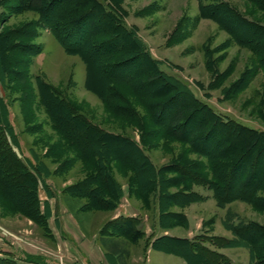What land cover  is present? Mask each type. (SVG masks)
I'll return each instance as SVG.
<instances>
[{
    "label": "rangeland",
    "instance_id": "1",
    "mask_svg": "<svg viewBox=\"0 0 264 264\" xmlns=\"http://www.w3.org/2000/svg\"><path fill=\"white\" fill-rule=\"evenodd\" d=\"M63 1L71 5L76 0ZM217 2L226 3L248 20L264 25V3L255 0H206L205 3ZM18 3L19 0H0V34L24 31L28 35L20 39L13 38L14 44L38 46L41 53L26 56L30 60L26 76L34 89L31 100L23 103L25 91L21 78L24 76L16 73L22 72L18 66L12 70L15 73L7 75L0 86L9 108L8 120L13 126V139L16 141L14 145L5 132L3 139L8 141L2 148L12 150L23 162L26 171L37 176L36 194L41 215L33 219L23 213L14 200L4 194L0 185V260L15 264H91L80 247L90 251L95 258L100 257L96 256L99 250L94 248L96 239L116 235V225L112 222L115 220L114 215L121 210L136 214V217L131 218L139 221L138 228L145 235L136 242L121 241L128 252L124 261L119 256L115 258L109 253H99L105 264H139L142 256L143 260L146 259L144 251L155 249L154 242L163 231L159 229L162 213L154 200L152 183L145 180L142 190L138 191V179L131 178L134 177V168L130 165L140 164L138 156L130 148H121L114 143H111L112 148L104 147L102 152L108 156L107 163L120 186L122 197L113 209L89 210L90 199L83 195V190L85 186L91 185L90 181H86L95 167L89 161L84 162L78 156L82 151L67 145L56 130L41 101L35 78L40 76L54 86L61 97L73 104L92 124L105 131L133 138L140 144L143 137L145 154L157 167H166L173 162L188 166L191 161L209 165L208 159L192 151L188 144L167 138L169 117L183 103V98L175 100L165 110L159 125L141 100L130 94L128 97L142 120L140 126L127 123L108 110L94 91L102 86L98 69L93 73L94 81L87 85V67L82 58L66 53L39 12L16 13ZM122 7L126 12V25L136 31L145 43L148 54L159 62L164 73L187 84L200 102L208 105L223 119L264 130V52L261 54L239 44L217 21L201 18L199 0H123ZM230 23L244 39L251 36V33L246 35V29L239 23L232 24L231 20ZM121 45L124 43L119 41L110 47L116 49ZM120 59L125 58L119 56ZM142 65V60H134L114 74L126 78L135 77ZM108 73H111L110 70ZM141 92L145 95L147 88L143 87ZM155 102L159 100H152V103ZM196 120L195 125L200 119ZM154 133L157 134L156 139L151 137ZM176 133L181 135L183 132ZM219 139H223L220 132L217 144ZM109 152L113 153L112 157L108 155ZM119 158L124 160L125 165ZM34 167L41 173L37 175ZM143 169L149 173L147 165ZM162 176V205L166 218L161 229L170 232V238L185 239L190 235L192 240L197 238L218 252L221 248L211 242L213 237L233 238L225 226L226 220L234 223L254 222L264 227V210H257L241 201L220 208L212 191L203 185L192 186V191L201 196L202 201L174 204V197L185 193L187 181H182L176 172L165 171ZM104 197L108 205L113 200L110 193L104 194ZM181 215L186 217L187 225L182 224ZM70 233H73L80 247L70 239ZM160 247L184 250L181 245H173L170 241ZM239 251L243 255L241 262L247 261L249 251L245 248ZM158 255L175 258L183 264L181 258L162 253H153L151 264L164 263L157 258Z\"/></svg>",
    "mask_w": 264,
    "mask_h": 264
},
{
    "label": "trees",
    "instance_id": "2",
    "mask_svg": "<svg viewBox=\"0 0 264 264\" xmlns=\"http://www.w3.org/2000/svg\"><path fill=\"white\" fill-rule=\"evenodd\" d=\"M122 1L76 0L71 5H67V1L63 0H19L15 12L21 14L35 11L41 14L44 22L50 25L57 39L64 46L66 53L80 56L86 64L87 85L90 81H94L93 73L95 69H98L102 86L100 90L94 89V91L104 101L108 110L127 123L140 126L142 120L128 97L130 94L141 100L156 123L162 120L163 113L175 100L183 98V103L169 117L166 127L167 138L188 144L192 151L207 158L210 164L203 165L191 161L188 162V166H185L180 162H173L166 166L167 169L165 166L157 167L145 154L142 147L145 143L143 137L140 144L133 138L105 131L92 124L81 112H78L73 104L62 98L54 86L37 76L35 83L39 96L56 130L62 135L67 145H73L77 150L82 151L78 156L83 158L84 162L89 161L95 167L86 181V183L90 181L93 186H85L83 190V195L90 199L88 209L91 211L113 209L122 197L120 186L116 183L111 173V166L107 163L108 156L103 153L104 147L112 148L111 143H114L121 148H130L138 156L140 164L130 165L134 168V177L131 178L138 179V191L142 190L145 180L152 183L154 200L162 213L161 228L164 227V218H166L162 205L164 196L162 175L165 171L176 172L181 176L182 181H187L185 193L177 194L172 201L174 204L202 201V197L192 191V186L203 185L212 191L220 208L241 201L257 210H264V196H262L264 193V130L251 128L235 120L223 119L208 105L200 102L187 84L164 73L160 69L159 62L148 54L145 43L136 31L126 25L124 20L126 12L122 7ZM255 1L264 3V0ZM199 2L201 18L217 21L239 44L251 47L252 50L261 54L264 52V25L248 20L226 3L206 4V0H199ZM230 20L232 24L239 23L246 29V35L251 33V36L244 39L241 33L232 28ZM16 33L2 32L0 34V86L5 82V77L13 73L12 70L15 67H20L22 72L16 71V73L24 76L21 78V83L25 91L23 92L25 104L34 95L31 81L26 76L30 66V60L26 56L40 54L41 48L22 44L16 46L13 38L20 39L28 35L24 31ZM119 41H122L124 45L116 49L110 47ZM107 47L110 49L101 53ZM21 54H23L22 58ZM119 56L125 59L118 60ZM134 60L143 61L141 71L136 73L135 77L126 78L119 76L120 74H114L115 71L130 65ZM108 70L111 73H108ZM143 87L148 91L145 95L141 92ZM152 100H159V102L152 103ZM8 117L9 108L0 89V185L4 194L12 198L23 213L37 219L41 215L36 194L37 176L26 171L25 165L12 150L2 148L8 141L6 138L3 139L5 132L16 145L13 139L15 138L14 129ZM197 118L200 120L195 125ZM176 131L183 133L177 135ZM219 132L222 133L223 139H219L217 144ZM156 133L158 134L157 130ZM157 134H151V137L156 139ZM112 154L109 152L108 155L112 157ZM119 160L125 165L123 159L119 158ZM143 165H147L149 173L145 172ZM33 170L37 175L41 173L38 168L34 167ZM107 193H110L113 198L109 205L104 197ZM180 219L183 225H187L184 215H181ZM113 221L112 223L116 225L114 233L127 242H136L145 235L138 228L140 223L136 218L120 217ZM225 226L233 232L235 238L213 237L211 242L214 245L219 248H248L252 264H264V227L254 222L234 223L227 220ZM168 241L173 245H181L184 250L175 251L160 247ZM154 248L181 256L188 264H231L230 259L225 255L210 249L197 238L190 240L163 236L154 242ZM0 264L15 263L0 260Z\"/></svg>",
    "mask_w": 264,
    "mask_h": 264
},
{
    "label": "crops",
    "instance_id": "3",
    "mask_svg": "<svg viewBox=\"0 0 264 264\" xmlns=\"http://www.w3.org/2000/svg\"><path fill=\"white\" fill-rule=\"evenodd\" d=\"M120 217L131 218V217H136V214L129 213L128 211L123 212L120 210L119 212H117V214L114 215L113 219L116 220ZM61 226H63V225H61ZM159 229L161 231H163V233L160 235V237L168 236V235L172 236V234H170V232L166 231L165 229H161V228H159ZM62 230L64 233L66 232L64 228ZM229 232H231L233 234L232 231L229 230ZM69 237L71 240H74V242L77 244V246L79 245V247H80V244H79V242H77L75 240V236L73 235V233H70ZM234 238H235V236L233 234V238H228V239H234ZM185 239L192 240V236L189 235V236L185 237ZM121 241L126 242V240L123 237H119L118 235H112V237L108 236V237L102 238V239L97 238L96 243H95L96 245L94 247V248L99 250L98 254L96 256H100V257H97V258H95V255H92V253L90 251L82 250L81 247H80V250L87 255V257L91 261V264H105V262L101 259V254L105 255L107 253H109L110 255H112L115 258H117L119 256L121 258V260L124 261V259H127L128 252L124 248V244ZM241 248H245V247L221 248L220 250H218V252L225 255L226 257H228L231 261V264H252L251 254H250V250L248 248H245V249H247L249 251V259L247 261H244L243 263L241 262V258L243 256L242 252L239 251V249H241ZM148 250L149 251H146V252L144 251V254H146V257H145L146 259L143 260V256H142L140 261H139V264H151L152 259H153V253H162V254L167 255L169 257H178V258H181L183 260V264H188L184 260V258H182L181 256H178L175 254H167L163 250L149 249V248H148ZM99 252H101V254ZM159 255L157 256V258L164 261L163 264H168L167 261H170L173 264H181V262H179L175 258H165L164 256H159Z\"/></svg>",
    "mask_w": 264,
    "mask_h": 264
}]
</instances>
